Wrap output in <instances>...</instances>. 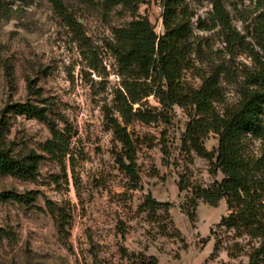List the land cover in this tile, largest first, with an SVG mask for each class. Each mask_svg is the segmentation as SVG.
Wrapping results in <instances>:
<instances>
[{
	"label": "rangeland",
	"instance_id": "rangeland-1",
	"mask_svg": "<svg viewBox=\"0 0 264 264\" xmlns=\"http://www.w3.org/2000/svg\"><path fill=\"white\" fill-rule=\"evenodd\" d=\"M60 1L62 12L49 0H0L5 145L15 158L38 157L37 169L28 178L0 175V264H133L134 255L141 253L186 263L189 258L182 255L193 258L217 241L223 244L211 260L218 264H264L254 256L259 240L238 237L234 229L211 234L229 214L225 200L216 208L199 201L194 222L182 209L190 189L181 192V182L207 187L223 179L185 145L191 121L187 110L163 109L153 94L141 102V111L157 120H134L127 126L136 141L138 189L116 162L122 147L106 114L122 122L117 112L121 94L139 96L154 86L139 75H121L115 30L144 18L163 35L162 0H145L134 13L122 6L108 10L98 1ZM215 1L186 0L191 32L184 80L198 89L205 79L220 75L222 100L215 107L223 113L255 89L253 79L264 70V0H218L229 27L213 23ZM230 32L241 43L231 41ZM16 104L46 110L58 129L71 130L65 160L43 151L52 138L44 122L9 113ZM139 107L134 105L133 112ZM262 143L253 141L256 152ZM204 146L215 151L218 137L210 134ZM5 193L29 197V202L4 201ZM148 195L173 206L169 218L163 210L150 217L141 209ZM211 214L221 219L210 227Z\"/></svg>",
	"mask_w": 264,
	"mask_h": 264
},
{
	"label": "trees",
	"instance_id": "trees-1",
	"mask_svg": "<svg viewBox=\"0 0 264 264\" xmlns=\"http://www.w3.org/2000/svg\"><path fill=\"white\" fill-rule=\"evenodd\" d=\"M49 1L56 11H63L60 0ZM96 1L102 2L108 10L122 6L132 13L137 12L140 5L145 3V0H84L88 4ZM162 4L163 35H157L150 21L144 18L132 21L126 28L115 30V54L122 70L121 75H139L151 80L154 86V89L139 96L131 91L130 98L121 94L117 112L122 122L106 114L107 123L122 147L116 154V162L119 169L130 178L133 188L138 189L136 141L127 126L134 120L144 124L157 120L155 116L141 111V102L153 94L163 109L178 106L187 110L191 121L186 129L185 145L209 162L213 174L220 171L223 179L207 187H190L181 182V192L190 189L182 209L190 221L194 222L199 201L216 208L225 200L229 214L221 219L217 229L211 230V234H216L217 230L234 229L238 237L259 240L260 248L254 256L264 263V70L253 79L255 89L236 108L218 112L215 104L222 100L220 75L205 79L198 89L189 86L184 80L185 71L189 67L186 51L191 32L186 0H162ZM214 9L213 23L219 21L229 27L228 15L218 0L214 2ZM70 21L76 22L73 19ZM229 37L231 41L241 43L236 32H230ZM137 104L140 107L133 112ZM8 111L44 122L52 138L42 145L43 151L59 161L68 157L72 132L67 127L58 129L49 120L46 110L29 104H16ZM4 128L5 124L0 123V175L22 179L32 176L37 169L38 157H13L5 145ZM210 134L218 137V147L212 152L204 146V140ZM256 140L263 142L257 152L253 147V141ZM2 198L4 201L29 202V197L14 193H5ZM172 207L169 203L157 202L150 195L141 205V209L147 211L150 217L163 210L169 218ZM222 244V241L216 242L214 254ZM134 256L133 264H159L153 256L148 257L143 253Z\"/></svg>",
	"mask_w": 264,
	"mask_h": 264
},
{
	"label": "crops",
	"instance_id": "crops-1",
	"mask_svg": "<svg viewBox=\"0 0 264 264\" xmlns=\"http://www.w3.org/2000/svg\"><path fill=\"white\" fill-rule=\"evenodd\" d=\"M224 216H226V214ZM224 216H222L221 218H223ZM221 218H219V220H214V216L212 215L209 219V223H210L209 226L211 227L213 225L218 224ZM214 248H215V245L212 242H210L199 253H196L193 258L192 256L187 257L185 255H182V257L186 258L187 260L189 258V260L186 263H184L185 259H183L180 262L178 261L171 262L166 255H157V254L155 255L154 254V256L157 258L159 264H218V260H211L212 255L214 254Z\"/></svg>",
	"mask_w": 264,
	"mask_h": 264
},
{
	"label": "water",
	"instance_id": "water-1",
	"mask_svg": "<svg viewBox=\"0 0 264 264\" xmlns=\"http://www.w3.org/2000/svg\"><path fill=\"white\" fill-rule=\"evenodd\" d=\"M250 264H259L257 260H252Z\"/></svg>",
	"mask_w": 264,
	"mask_h": 264
}]
</instances>
